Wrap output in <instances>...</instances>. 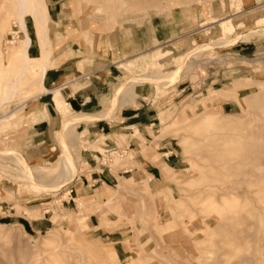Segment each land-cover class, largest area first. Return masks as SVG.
Returning a JSON list of instances; mask_svg holds the SVG:
<instances>
[{
    "label": "rangeland",
    "instance_id": "rangeland-1",
    "mask_svg": "<svg viewBox=\"0 0 264 264\" xmlns=\"http://www.w3.org/2000/svg\"><path fill=\"white\" fill-rule=\"evenodd\" d=\"M15 3L0 0V100L24 65L17 56L23 33L13 15ZM44 4L50 12L48 68L60 64L59 58L70 63L81 49H93L94 37L129 38L166 19L183 28L180 39L139 64L123 66L124 75L130 82L176 70L180 61L176 71L184 74L170 86L137 84L148 83L155 91V125L127 130L98 147L97 164L111 178L95 184L83 160L84 150L95 148L86 132L79 125L64 130L62 146L60 132L71 109L64 116L56 109V129L45 136L31 129L44 120L34 116L40 110L35 79L42 50L40 31L31 14L25 16L32 65L17 94L0 107V118L33 99L0 121V264H264V0ZM232 40L238 41L231 45ZM127 88L123 96H133L134 89ZM119 110H106L107 117L117 120ZM238 133L258 155L228 166L245 167L248 175L210 171L216 166L214 151L234 146L231 137ZM65 153L73 183L42 191V184L67 179L66 170L58 168ZM11 159L31 170L28 179ZM238 180L247 186L221 197L222 184Z\"/></svg>",
    "mask_w": 264,
    "mask_h": 264
},
{
    "label": "crops",
    "instance_id": "crops-1",
    "mask_svg": "<svg viewBox=\"0 0 264 264\" xmlns=\"http://www.w3.org/2000/svg\"><path fill=\"white\" fill-rule=\"evenodd\" d=\"M172 25L173 23L166 19L164 21L154 20L150 25L137 29L129 38L123 33L112 34L104 38L94 37L93 49H81L80 57L72 58L70 63L68 59L59 58L60 64L56 63L55 68H48L42 81L37 85L39 88L37 95H40L37 97L38 108L36 109L40 110L35 111L34 116L36 118L43 116L44 120L33 125L31 129L39 130L40 136H45L44 134H49L56 129L58 111L63 116L69 113V109L72 110L73 116L76 114L102 116L108 109H121L117 120L106 117L105 119L82 120L77 123L79 128H82L84 133L86 132L89 143L95 147L93 150L83 152V160L89 166L90 177L95 184L111 178L109 172L101 169L97 164L100 152L97 150L98 147L112 143L115 138L127 130L137 128L144 131L148 126L155 125L157 96L148 83L136 86L134 95L131 97H116V94L128 80L124 75L123 66H128L129 63L139 64L144 58L160 51L162 49L160 47L169 46L180 39L184 32L183 28H174ZM75 52L78 51L73 50L72 54L74 55ZM33 53L32 44V47L28 49V56H32ZM161 56H167V53H162ZM181 64L182 61L176 70ZM67 66L70 67L67 68ZM176 70L156 73H173ZM183 74H180L174 83ZM32 99L23 101L20 107L0 118V121H6L12 117ZM52 113L55 117H52ZM67 122L60 132L62 146L65 141L64 126ZM74 136L75 132L71 138ZM168 154L172 153L168 152ZM25 162L31 167L26 160Z\"/></svg>",
    "mask_w": 264,
    "mask_h": 264
},
{
    "label": "bare ground",
    "instance_id": "bare-ground-1",
    "mask_svg": "<svg viewBox=\"0 0 264 264\" xmlns=\"http://www.w3.org/2000/svg\"><path fill=\"white\" fill-rule=\"evenodd\" d=\"M15 2L16 3H15V7L13 9V15L15 18L16 25L18 26L19 30L23 33V38L18 43L19 45L17 48L18 49V55L17 56H18V58H21L24 61V65L22 67L21 73L19 74L18 80H16L15 82H13L12 84L9 85L7 94L5 95V97L3 99L0 100V107L7 104L10 100V96L18 91L19 80L23 79L27 76V74L30 71V67L32 65L31 64V58L28 56V49L31 47L32 42H31V39L28 35L27 26L25 23V16L28 13L31 14V16L34 20V24L37 27V29L40 31V34H41V36H39V39H38L40 42L41 50H42V57H41V60L39 63L41 66V72H40V75L38 76L37 80L35 79L37 84L42 81V79L45 75V72L49 67V64L50 63L52 64V62H50V56L47 53V47H49L48 40H47V27H48V22H49V15H48L49 12H47V8L44 4V0H15ZM237 41L238 40H232L229 43L231 45H234ZM223 44H225V43H223ZM7 51L10 52L9 50H7ZM11 51H13V49ZM188 63H191V60ZM178 72L175 71L173 73H166V74L159 73V74H155V75H152L149 77H141L140 79L127 82L124 86H122L120 88V90L116 94L117 95L116 97H120L123 95L126 96L127 94H123V91L125 89H128L127 87H130L129 93L130 92L132 93L134 86H137V84H139L140 81L144 82V81L150 80L153 82H161L165 85H172L175 82V80H177L179 77L180 72L179 73ZM182 72H183V69H182ZM113 107H114V105H113ZM107 115H108L107 112H106V114H104L102 116L101 115L94 116V115H88V114H76L73 116V118H71L67 122V124L64 126V130L66 131V133H67V131H69L71 129H72L71 131H73L74 126L77 125V123H79V121L92 120V119L93 120L94 119H105L107 117ZM239 137H240L239 133L235 134L233 137H231L232 138L231 140L236 141V144L234 146L226 147L223 145L226 148H222L218 152L214 151L215 155H214L213 159H214V164H216V166L210 167L209 168L210 171H212V172L224 171V172H228V173H232V174L238 173V174L248 175L250 170L245 169V167L242 168L241 170H238V169H236L238 167H236V168L233 167L234 165L228 166V164H229L228 162H230L232 160H236L237 162H239L240 160H250L252 157H255L258 155V153H256L254 151V149H252L253 148L252 144H250L248 141L245 142V141L240 140ZM64 147H65V145H64ZM260 155H261V153H260ZM12 160L13 159H11V161ZM254 161H256V160H254ZM13 162H15L16 167L22 171L23 177L28 179V177H30L32 172L24 164V162H22L21 160H15V159L13 160ZM58 168L66 170L67 179L65 181L59 182V183L42 184L41 185L42 191H45V192L58 191L60 188L66 187V186L70 185L71 183H73L74 171L71 168V165L69 163L68 154H66V153L64 154L63 160L61 161L60 165H58ZM247 182L248 181H239L238 180L235 182L223 183L221 186V189H220L223 191V193L221 194V197L227 196L230 193H234L235 191L237 192L240 187H243L245 185L247 186V184H248ZM78 227H79V225H78Z\"/></svg>",
    "mask_w": 264,
    "mask_h": 264
}]
</instances>
